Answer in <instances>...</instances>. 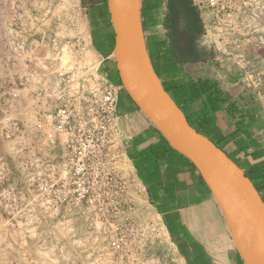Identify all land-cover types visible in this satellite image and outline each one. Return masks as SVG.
<instances>
[{
	"label": "rangeland",
	"instance_id": "rangeland-1",
	"mask_svg": "<svg viewBox=\"0 0 264 264\" xmlns=\"http://www.w3.org/2000/svg\"><path fill=\"white\" fill-rule=\"evenodd\" d=\"M152 2L162 17L163 0ZM263 10L255 11L260 32ZM101 13L79 0H16L12 8L16 54L33 76L27 83L36 104L26 121L0 112L2 264H175L119 130L126 120L140 128L141 117L103 75L108 65L93 48L104 35ZM224 59L231 67L219 89L229 105L264 113L263 85ZM10 81L20 84L4 85ZM118 106L128 117L118 116ZM218 221L208 224L212 237L230 238L236 248L231 229Z\"/></svg>",
	"mask_w": 264,
	"mask_h": 264
},
{
	"label": "crops",
	"instance_id": "crops-1",
	"mask_svg": "<svg viewBox=\"0 0 264 264\" xmlns=\"http://www.w3.org/2000/svg\"><path fill=\"white\" fill-rule=\"evenodd\" d=\"M15 2L0 0V90L6 81L20 80V97L13 101L8 116L23 117L26 121L31 119L36 103L31 93L32 83H27L33 76L27 77L26 72L22 71V56L16 54L17 40L11 21ZM260 5L264 8V0H250L247 12L239 17L233 31L215 32L209 28V22L202 19L204 31L199 46L214 52L215 56L206 60L175 63L167 53L161 7L144 8L143 0H140L147 49L162 83L200 131L217 142L243 170L264 162V113H243L239 118L233 117L228 110L229 97L222 90L220 98L224 102L218 109H211L208 98L214 87H220V79L225 70L231 67L224 55L230 56L234 69L248 70L253 84L264 87V10L261 32L256 29L259 18L255 14ZM98 6L103 12L100 21L109 20L107 2ZM107 41L105 38L104 44L93 48L108 65V71L102 67L103 75L110 78L111 85L119 93L125 92L116 70L110 67L114 61V46L112 48ZM34 80L37 81V77ZM215 82H218L217 85ZM128 99L141 117V127L134 130L126 120L119 129L123 135L122 141L134 176L145 190L150 206L163 221L165 238L176 252L175 264H245L230 238L212 237L211 226L208 225L211 219L218 221L219 218L224 222V218L198 170L189 159L168 144ZM118 111L119 117H128L126 110L122 111L119 106ZM240 245L244 247L241 242Z\"/></svg>",
	"mask_w": 264,
	"mask_h": 264
},
{
	"label": "water",
	"instance_id": "water-1",
	"mask_svg": "<svg viewBox=\"0 0 264 264\" xmlns=\"http://www.w3.org/2000/svg\"><path fill=\"white\" fill-rule=\"evenodd\" d=\"M114 33L113 59L123 89L168 144L194 165L212 193L245 264H264V200L245 171L210 138L197 131L165 89L147 49L140 0H106ZM255 231L250 256L236 226Z\"/></svg>",
	"mask_w": 264,
	"mask_h": 264
},
{
	"label": "trees",
	"instance_id": "trees-1",
	"mask_svg": "<svg viewBox=\"0 0 264 264\" xmlns=\"http://www.w3.org/2000/svg\"><path fill=\"white\" fill-rule=\"evenodd\" d=\"M79 2L83 9H88L103 3L106 4V0H79ZM164 8L165 12L161 20V24L165 30L164 40L168 45L167 53L173 58L175 63H187L197 60H206L207 58H212L215 56L214 52L206 51L204 49H201L199 46V41L204 31V25L201 16L199 15L191 0H165ZM101 28H103L106 32L104 33L105 36L103 35V38L100 39V44H98V46L100 47L102 43L104 44L103 40L106 38V40H108L107 43H109L113 48L114 33L111 29V25L108 19L106 21H102ZM116 74L118 76L117 71ZM164 87L169 92L165 85ZM220 94V89L217 86L214 87L210 92L208 103L212 110L218 109L223 104L224 100L220 98ZM177 104L180 106L178 102ZM228 110L233 117L239 118L243 115L241 111L234 107V104L229 105L228 103ZM186 117L188 122L195 129H197V131L201 132L199 127L190 120L188 115H186ZM213 142L222 149V147L217 142ZM228 156L238 164V162L233 157H231L230 155ZM238 165L240 166V164ZM244 171L245 174L253 182L255 188L259 191L262 199L264 200V195L261 193L262 191H264V162L258 163L257 165L252 166L248 170Z\"/></svg>",
	"mask_w": 264,
	"mask_h": 264
},
{
	"label": "built area",
	"instance_id": "built-area-1",
	"mask_svg": "<svg viewBox=\"0 0 264 264\" xmlns=\"http://www.w3.org/2000/svg\"><path fill=\"white\" fill-rule=\"evenodd\" d=\"M199 15L215 32L233 31L239 17L247 12L250 0H191ZM209 17V19H206ZM226 28L227 30H225ZM113 97V95H110ZM20 97V84L10 81L0 90V112L8 119L13 101ZM110 98V97H109Z\"/></svg>",
	"mask_w": 264,
	"mask_h": 264
},
{
	"label": "bare ground",
	"instance_id": "bare-ground-1",
	"mask_svg": "<svg viewBox=\"0 0 264 264\" xmlns=\"http://www.w3.org/2000/svg\"><path fill=\"white\" fill-rule=\"evenodd\" d=\"M236 232L239 235V241L243 244V249L251 256L255 238V231L247 221H241L236 226Z\"/></svg>",
	"mask_w": 264,
	"mask_h": 264
},
{
	"label": "flooded vegetation",
	"instance_id": "flooded-vegetation-1",
	"mask_svg": "<svg viewBox=\"0 0 264 264\" xmlns=\"http://www.w3.org/2000/svg\"><path fill=\"white\" fill-rule=\"evenodd\" d=\"M164 3H165V0H163V4ZM143 7L154 9V4L152 0H143Z\"/></svg>",
	"mask_w": 264,
	"mask_h": 264
}]
</instances>
